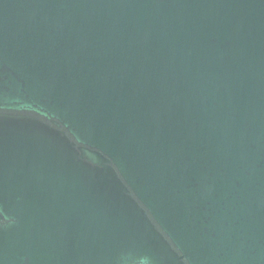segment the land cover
Instances as JSON below:
<instances>
[{
	"label": "water",
	"instance_id": "water-1",
	"mask_svg": "<svg viewBox=\"0 0 264 264\" xmlns=\"http://www.w3.org/2000/svg\"><path fill=\"white\" fill-rule=\"evenodd\" d=\"M0 264H264V0H0Z\"/></svg>",
	"mask_w": 264,
	"mask_h": 264
}]
</instances>
